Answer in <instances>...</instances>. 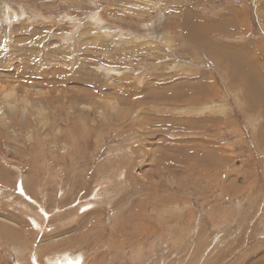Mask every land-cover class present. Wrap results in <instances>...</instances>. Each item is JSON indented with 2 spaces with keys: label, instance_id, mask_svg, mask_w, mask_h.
Masks as SVG:
<instances>
[{
  "label": "rangeland",
  "instance_id": "1",
  "mask_svg": "<svg viewBox=\"0 0 264 264\" xmlns=\"http://www.w3.org/2000/svg\"><path fill=\"white\" fill-rule=\"evenodd\" d=\"M0 264H264V0H0Z\"/></svg>",
  "mask_w": 264,
  "mask_h": 264
},
{
  "label": "bare ground",
  "instance_id": "2",
  "mask_svg": "<svg viewBox=\"0 0 264 264\" xmlns=\"http://www.w3.org/2000/svg\"><path fill=\"white\" fill-rule=\"evenodd\" d=\"M184 22H185V21H184ZM185 25H186V24H185ZM186 29H187V27H186ZM187 30H188V29H187ZM222 34H223V33H222ZM225 48H226V46H225ZM234 51H235V50H234ZM228 52H230V51L227 50V51H226V55H229ZM221 58H222V57H221ZM224 58H225V57H224ZM227 58H228V59H232L230 56H228ZM222 60H223V58H222ZM224 61H225V60H224ZM227 61H228V60H227ZM229 62H230V61H229ZM232 62H233V61H231V63H232ZM234 62H235V61H234ZM237 62H238V61H237ZM241 62H242V61H240V64H242ZM226 65H227V64H226ZM229 65H230V64H229ZM231 65H235V64H231ZM236 65H237V64H236ZM227 67H229V66H227ZM234 67H235V66H234ZM237 67H238V66L235 67V70L237 69ZM238 69H239L238 71L236 70L237 72H239V71H241V70H243V72H246V71H247V67H243L242 69H241V67H239ZM235 70H234V71H235ZM232 71H233V70H232ZM241 72H242V71H241ZM234 74L236 75V73H234ZM245 74H246V73H245ZM248 74H249V73H248ZM248 74H246V76H248ZM237 75H238V74H237ZM249 77H250V76H249Z\"/></svg>",
  "mask_w": 264,
  "mask_h": 264
}]
</instances>
